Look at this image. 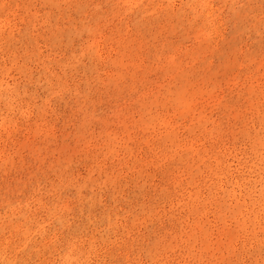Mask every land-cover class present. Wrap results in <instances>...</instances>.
Wrapping results in <instances>:
<instances>
[{
  "label": "rangeland",
  "instance_id": "374dc122",
  "mask_svg": "<svg viewBox=\"0 0 264 264\" xmlns=\"http://www.w3.org/2000/svg\"><path fill=\"white\" fill-rule=\"evenodd\" d=\"M0 264H264V0H0Z\"/></svg>",
  "mask_w": 264,
  "mask_h": 264
}]
</instances>
